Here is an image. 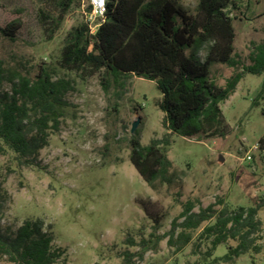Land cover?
Masks as SVG:
<instances>
[{
  "label": "rangeland",
  "instance_id": "1",
  "mask_svg": "<svg viewBox=\"0 0 264 264\" xmlns=\"http://www.w3.org/2000/svg\"><path fill=\"white\" fill-rule=\"evenodd\" d=\"M240 1L244 15L237 13L234 23L235 50L243 64L249 65V54L264 42V0ZM60 2L0 0V28L13 20L22 23L15 42L0 31V60L5 67L34 74L40 65L52 71L55 79L69 80L73 86L64 98L66 106L60 107L63 116L58 131L33 164L21 163L15 154L0 149L1 233L12 234L25 220L41 218L52 224L54 244L67 250L66 264H124L125 251L140 250L126 240L138 243L150 237V216L165 214L158 232L165 234L188 200H199L202 207L222 200L230 209L264 201V97L255 102L263 76L245 73L235 93L221 104L230 126L226 136L172 137L168 157L173 171L185 172L186 177L171 187L157 184L152 189L129 160V141L137 136L142 145H148L167 133L164 113L157 106L162 95L155 82L133 75L122 76L116 84L111 78L102 81V73L83 77L62 70L64 38L84 21V14L80 8L72 9L61 30L48 41L41 12L58 14ZM197 4V0H184L191 13ZM206 48L198 54L202 61ZM234 73L225 65L210 66V79L219 87ZM4 90L10 92L11 85L5 84ZM135 122L138 125L132 133ZM259 216L264 222V206ZM198 233L182 251L170 247L166 238L157 252L147 251L143 260L136 257L134 263L210 262L204 258L209 243L200 248L195 245ZM258 245L259 253L227 264H264V228ZM226 253L227 247L221 245L212 258ZM0 264L11 263L0 258Z\"/></svg>",
  "mask_w": 264,
  "mask_h": 264
},
{
  "label": "trees",
  "instance_id": "2",
  "mask_svg": "<svg viewBox=\"0 0 264 264\" xmlns=\"http://www.w3.org/2000/svg\"><path fill=\"white\" fill-rule=\"evenodd\" d=\"M197 2L196 12L191 13L184 0H108L104 21L94 34L84 20L72 27L63 41L59 60L62 70L83 77L102 73V81L112 79L116 84L125 75L156 83L162 95L157 106L164 113L167 133L148 145H142L137 136L129 141V160L152 189L157 184L171 187L186 177L185 172L173 171L168 157L172 137L226 136L230 126L221 104L235 93L245 73L264 77V42L249 54V65L243 64L235 50L234 23L237 13L244 15L241 1ZM81 6L82 0H61L58 14L41 12L48 41L61 30L72 9ZM250 6L249 2L245 10ZM21 28V21L13 20L0 31L15 42ZM204 48L206 57L202 61L198 54ZM214 64L235 70L224 87L210 79V66ZM5 84L11 85L10 92L4 90ZM72 88V82L55 79L43 66L39 65L34 74L23 73L6 68L0 60V149L15 154L21 163L33 164L49 145L50 136L58 131L63 116L60 107L66 106L64 98ZM263 97L264 80L255 102ZM262 206L264 201L254 207L230 209L219 200L202 207L199 200H188L165 234L158 233L165 214L150 216V237L138 243L133 238L126 240L140 250L125 251L124 264H135L136 257L143 260L147 251L157 252L166 238L170 247L182 251L197 232L196 247L206 242L210 245L204 253L210 262L205 264H227L243 255L257 254L264 228L259 216ZM54 242L52 224L41 218L27 219L12 234L0 232V258L11 264H66L67 250ZM221 245L227 247V253L212 258Z\"/></svg>",
  "mask_w": 264,
  "mask_h": 264
},
{
  "label": "built area",
  "instance_id": "3",
  "mask_svg": "<svg viewBox=\"0 0 264 264\" xmlns=\"http://www.w3.org/2000/svg\"><path fill=\"white\" fill-rule=\"evenodd\" d=\"M108 0H84L81 6L90 32L94 34L104 21ZM251 159V157H248Z\"/></svg>",
  "mask_w": 264,
  "mask_h": 264
},
{
  "label": "water",
  "instance_id": "4",
  "mask_svg": "<svg viewBox=\"0 0 264 264\" xmlns=\"http://www.w3.org/2000/svg\"><path fill=\"white\" fill-rule=\"evenodd\" d=\"M137 125H138V122L133 123V126H132V133L135 131Z\"/></svg>",
  "mask_w": 264,
  "mask_h": 264
}]
</instances>
